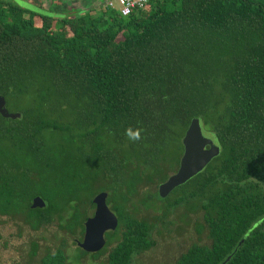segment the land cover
Wrapping results in <instances>:
<instances>
[{
    "label": "trees",
    "instance_id": "obj_1",
    "mask_svg": "<svg viewBox=\"0 0 264 264\" xmlns=\"http://www.w3.org/2000/svg\"><path fill=\"white\" fill-rule=\"evenodd\" d=\"M43 8L55 13L0 0V95L21 112L0 113V214L74 234L107 191L119 225L95 255L116 238L107 264H133L156 241L130 202L177 171L200 117L220 153L151 196L203 209L211 243L173 264H264V0H154L129 15L110 5L68 14L70 0ZM38 195L45 207L32 206ZM67 247L39 264H70Z\"/></svg>",
    "mask_w": 264,
    "mask_h": 264
},
{
    "label": "rangeland",
    "instance_id": "obj_2",
    "mask_svg": "<svg viewBox=\"0 0 264 264\" xmlns=\"http://www.w3.org/2000/svg\"><path fill=\"white\" fill-rule=\"evenodd\" d=\"M14 1L23 7L42 14H53L55 12L45 11L43 7H48L52 3L63 6L66 0ZM106 1L70 0L73 9L65 11L68 14H74V11L79 8L100 10L104 7ZM113 1L117 6V1ZM57 15L60 16L59 13ZM36 20L39 19L36 18ZM206 127L210 129L209 125H206ZM157 190L160 192V188L156 186L140 190L129 205L130 211L135 216L151 223L152 237L156 241L154 247L135 255L133 264H173L191 245L211 243L203 219V209L199 202L198 204H182L175 208H168L165 202L151 197ZM173 198L174 196H172V200ZM110 209L114 212L111 207ZM94 210L95 206L90 204L87 212L88 216H91ZM58 224L59 221H55L53 224L44 226L39 230H33L20 218L0 214V264H39L45 253L48 250H55L63 240L68 243L66 251L69 254L70 264H107L108 252L117 243L116 238L112 239V242L102 254L95 255L97 252L83 254V250L79 247L77 241L83 240L85 229L82 231L81 228H78L76 233L73 234L61 229ZM105 235L108 238V232ZM32 242L39 244L37 254L33 258L30 256ZM79 255H81V258L78 259Z\"/></svg>",
    "mask_w": 264,
    "mask_h": 264
},
{
    "label": "water",
    "instance_id": "obj_3",
    "mask_svg": "<svg viewBox=\"0 0 264 264\" xmlns=\"http://www.w3.org/2000/svg\"><path fill=\"white\" fill-rule=\"evenodd\" d=\"M0 113L7 118H19L21 112L10 111L4 95H0ZM184 152L180 159L179 168L172 173L160 188L161 196H166L180 183L188 180L202 169L221 151V144L216 133L205 126L202 118H194L183 137ZM109 193L101 191L93 198L94 213L88 216L85 225V237L77 244L86 252H98L106 245L107 231L116 230L119 219L107 202ZM47 200L43 196H36L32 200L33 207H45ZM226 261L221 264H226Z\"/></svg>",
    "mask_w": 264,
    "mask_h": 264
},
{
    "label": "built area",
    "instance_id": "obj_4",
    "mask_svg": "<svg viewBox=\"0 0 264 264\" xmlns=\"http://www.w3.org/2000/svg\"><path fill=\"white\" fill-rule=\"evenodd\" d=\"M118 5L116 6L114 1L107 0L104 4L106 7L110 5L113 9H118L121 14L129 15L135 10L146 9L151 5L154 0H116Z\"/></svg>",
    "mask_w": 264,
    "mask_h": 264
},
{
    "label": "flooded vegetation",
    "instance_id": "obj_5",
    "mask_svg": "<svg viewBox=\"0 0 264 264\" xmlns=\"http://www.w3.org/2000/svg\"><path fill=\"white\" fill-rule=\"evenodd\" d=\"M85 223V222H84ZM111 231H113V230H110V231H107L108 233L109 232H111ZM84 237H85V234H84ZM105 237H106V243H107V240H108V238H107V236L105 235ZM80 247V246H79ZM83 250V249H82ZM85 251V250H84ZM86 252V251H85Z\"/></svg>",
    "mask_w": 264,
    "mask_h": 264
},
{
    "label": "clouds",
    "instance_id": "obj_6",
    "mask_svg": "<svg viewBox=\"0 0 264 264\" xmlns=\"http://www.w3.org/2000/svg\"><path fill=\"white\" fill-rule=\"evenodd\" d=\"M136 139H139V135H137Z\"/></svg>",
    "mask_w": 264,
    "mask_h": 264
}]
</instances>
